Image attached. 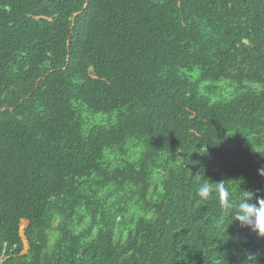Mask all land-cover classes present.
Masks as SVG:
<instances>
[{"label":"trees","instance_id":"trees-1","mask_svg":"<svg viewBox=\"0 0 264 264\" xmlns=\"http://www.w3.org/2000/svg\"><path fill=\"white\" fill-rule=\"evenodd\" d=\"M262 167L264 0H0V264H264Z\"/></svg>","mask_w":264,"mask_h":264},{"label":"clouds","instance_id":"clouds-1","mask_svg":"<svg viewBox=\"0 0 264 264\" xmlns=\"http://www.w3.org/2000/svg\"><path fill=\"white\" fill-rule=\"evenodd\" d=\"M258 171L261 176H264V167ZM214 193L218 194L221 211L229 216L231 223L238 221L242 228L247 227L258 231L260 236L264 237V196L260 194L259 189L243 190L239 200H236L222 181L205 180L199 184L196 195L202 200H210ZM245 264H255L254 258L250 256Z\"/></svg>","mask_w":264,"mask_h":264},{"label":"rangeland","instance_id":"rangeland-1","mask_svg":"<svg viewBox=\"0 0 264 264\" xmlns=\"http://www.w3.org/2000/svg\"><path fill=\"white\" fill-rule=\"evenodd\" d=\"M26 226H27V221L22 220L21 225H20V231H21V235L23 238V242H24V250H23L24 253L27 252V250H28V244H27V241L24 237V230H25Z\"/></svg>","mask_w":264,"mask_h":264},{"label":"water","instance_id":"water-1","mask_svg":"<svg viewBox=\"0 0 264 264\" xmlns=\"http://www.w3.org/2000/svg\"><path fill=\"white\" fill-rule=\"evenodd\" d=\"M261 195L264 196V192L261 193ZM252 234H253L255 240L258 242V244L261 247V249L264 250V242L262 241V238H261L260 234L258 233V231H253L252 230Z\"/></svg>","mask_w":264,"mask_h":264}]
</instances>
